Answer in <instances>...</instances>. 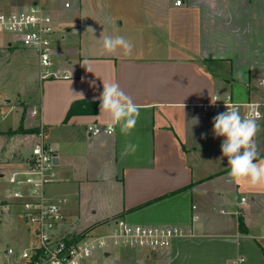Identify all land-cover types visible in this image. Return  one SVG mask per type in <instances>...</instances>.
Masks as SVG:
<instances>
[{
    "label": "crops",
    "instance_id": "obj_1",
    "mask_svg": "<svg viewBox=\"0 0 264 264\" xmlns=\"http://www.w3.org/2000/svg\"><path fill=\"white\" fill-rule=\"evenodd\" d=\"M66 2H71L69 8ZM42 4L57 28L65 27L67 37L61 35L56 51L60 60L65 59L59 62L70 77L41 81L37 55L19 45L21 50L7 56L28 53L18 63L21 76L8 81L0 67V111L7 114L0 121V139H8L0 146V202H6L0 207L5 211L17 203L3 180L25 166L15 145L38 132V127L26 124L36 106L28 90L37 87L45 142L58 160L49 196L68 198L67 204L71 194L76 197L72 207L63 208L67 220L69 214L87 213L101 217L82 229L120 217L133 224L195 228V238L177 240L168 249L130 254L141 264H231L238 258L245 260L243 264H264V187L229 180L228 164L218 150L221 137L212 131L217 113L203 109L211 97L225 94L239 103L264 99V85H259L264 81V0H185L181 7L174 0ZM89 27L94 33L86 31ZM103 31L129 39L132 55L103 53L102 41L97 40ZM66 38L72 48L69 55L60 52ZM2 43L0 50L12 41L8 46ZM103 81L118 82L140 106L128 136L119 125L112 135L91 136L88 126H111L99 107L92 111L79 105L66 117L76 101L99 102ZM12 113L17 116L11 118ZM257 123L254 140L261 156L264 111ZM129 143L138 146L136 151L122 155ZM11 220L19 226L15 217L5 219V224ZM11 248L19 250L7 248L0 264H19L8 254Z\"/></svg>",
    "mask_w": 264,
    "mask_h": 264
},
{
    "label": "built area",
    "instance_id": "obj_2",
    "mask_svg": "<svg viewBox=\"0 0 264 264\" xmlns=\"http://www.w3.org/2000/svg\"><path fill=\"white\" fill-rule=\"evenodd\" d=\"M79 1V0H73ZM185 0H174L176 7L184 5ZM65 8L71 6V2L64 4ZM35 9V11H33ZM37 17L35 21L30 17ZM15 25L13 30L9 28ZM58 28L51 13L42 4V0L26 7L0 13V34H9L12 42L22 48L33 50L37 55L40 72V80L68 79L67 71L61 69L60 56L56 51ZM35 34L38 40L29 38ZM26 41H28L26 43ZM260 86L264 81L259 82ZM215 104H205L203 109L208 113H221L226 111V105L236 102L231 94L215 96ZM241 105V115H252L258 112L262 117L264 111V99L251 100ZM259 105L257 108L256 106ZM32 116L39 114L38 107L31 111ZM7 114L0 111V121L5 120ZM38 132L28 139V158L21 169L12 170L8 174V183L12 187V197L22 208V218L28 224L35 227V245L29 249H9L8 254L18 258L19 264H107L116 247L124 249L127 257L114 259L108 264H141L135 261L130 254L137 251L152 252L170 248L180 239H192L196 237L193 226H159L133 224L125 218L104 221L102 224L82 230L66 229V214L63 208L67 204L66 198L55 200L48 199L45 195V186L52 182L54 177V152L45 142V129L43 124L37 128ZM110 126L103 127L97 124L88 126L91 136H99L102 133L112 135ZM220 142L218 150L221 153ZM225 161L227 163V158ZM228 164V163H227ZM245 204L246 199L242 198ZM103 228L102 231L96 229ZM264 239V228L262 229ZM103 240V244H101ZM243 258L234 260L231 264H243Z\"/></svg>",
    "mask_w": 264,
    "mask_h": 264
},
{
    "label": "clouds",
    "instance_id": "obj_3",
    "mask_svg": "<svg viewBox=\"0 0 264 264\" xmlns=\"http://www.w3.org/2000/svg\"><path fill=\"white\" fill-rule=\"evenodd\" d=\"M30 19L35 21L37 17L33 16ZM14 28L15 25H12L9 30ZM86 31L94 33V29L91 27L87 28ZM29 39L36 41L38 37L33 34ZM97 40L102 41L101 48L105 54L114 55L122 52L125 56H131L133 53L134 44L124 36L109 35L103 31ZM88 63L87 60L83 62L85 66ZM91 83L92 86H95L94 81ZM102 83L103 91L97 97L100 102V115L106 116L111 121L110 132L114 131L116 125H119L123 135H130L139 118L140 106L120 87L118 82L103 81ZM78 95L83 98V93ZM216 101V98L211 97L212 104H215ZM225 106L226 111L213 117L212 131L216 137L223 138L220 150L222 157L227 158L228 178L237 184L246 181L252 186L264 187V159H258L259 153L254 140L259 130L257 123L259 113L257 112L255 117L241 115L239 103L225 104ZM256 107L258 108L259 105ZM137 147L132 143L127 144L122 155L134 153ZM101 244H103V240H101Z\"/></svg>",
    "mask_w": 264,
    "mask_h": 264
},
{
    "label": "rangeland",
    "instance_id": "obj_4",
    "mask_svg": "<svg viewBox=\"0 0 264 264\" xmlns=\"http://www.w3.org/2000/svg\"><path fill=\"white\" fill-rule=\"evenodd\" d=\"M22 2L26 3L27 0H0V13L1 12H8L11 10H15L13 6L16 5H20L22 4ZM13 7V9H12ZM61 35H66L65 33V27H61L60 29H58L57 31V35H56V39H57V44L58 42L61 41ZM72 37L75 39V36L77 37V35L71 34ZM0 42L2 41V45H7L8 42H10V40L12 41V37L9 34H1L0 35ZM70 39V38H69ZM76 40V39H75ZM65 50H62L60 52H63L67 55H69L70 51H72V48L68 47L67 44L68 43V38L65 39ZM15 43L12 42L10 46L1 49L0 52L3 54V57L0 59L1 61V71L3 72V74L5 75V78L7 77V80L10 81L9 79L12 78H18L21 76V65H19V61L20 59L22 60L23 58H25V55L28 53H24L25 55H21L20 51H17L11 58H9L7 55L11 52L14 51L16 49H20L18 46L14 45ZM70 45V44H69ZM15 46V47H14ZM73 46V45H71ZM60 49V48H59ZM62 49V48H61ZM33 50H29L28 52H31L32 54ZM34 52V51H33ZM35 53V52H34ZM6 57H5V56ZM34 56V54H32ZM65 59L62 57L61 62H64ZM9 67V68H8ZM32 69L33 71L36 69L35 65H32ZM7 87H14V86H10L8 85ZM15 88H12L11 92L12 95H14L15 93ZM28 94L33 98V102H36V106L38 105V88H31L30 90H28ZM33 107V109L35 108ZM32 111V110H31ZM30 111V113H31ZM5 113V112H4ZM11 116V118L16 117L17 115L15 113L9 114ZM41 115L40 113L37 116H32V114H30L29 118H27V123L28 124V128L30 127H39L41 123ZM50 139V137H48V140ZM7 137H3V139H0V146H4L8 143H6ZM30 140V139H28ZM28 140L25 142V144H21L18 143L15 145V148L17 150H20V155L23 156L24 159L28 158V154H29V145H28ZM45 141L47 142V137H45ZM17 158L16 154L14 153L13 158ZM4 183H5V191L6 192H12V187L8 184V174L5 176L4 178ZM51 185H47L45 186V195L48 199L51 200H55L50 198L49 194L50 192H53L52 190V186ZM54 186H58V184H55ZM68 192V191H67ZM72 192V190H71ZM6 195V194H5ZM4 195V196H5ZM14 199V198H13ZM57 199V198H56ZM68 199V198H67ZM76 199V197H74L71 194V198H69L68 200V204L65 205V209H67L68 207H72L73 205V201ZM13 207H8L6 208V210L4 211L3 208L4 207H0V256L1 254H3V252L9 248V247H14L16 246L19 249H29L32 248L35 245V237H34V232H35V227L32 225H28L22 218V208L19 206V204L15 203L13 204ZM2 212V213H1ZM9 213V214H6ZM15 217L18 221V224L20 226V229H18L17 225H14V222L9 221L5 224V219H11ZM100 214H69L68 220H67V224L64 225V227L66 229H82L88 225H90L91 223L97 221L98 219H100ZM98 231H102L103 228H99L96 229ZM138 252V251H137ZM136 253V252H135ZM133 253V254H135ZM121 257H127L126 252L124 251V249L116 247L113 252H112V257L109 259L108 262L114 260V259H119ZM107 262V264H108Z\"/></svg>",
    "mask_w": 264,
    "mask_h": 264
},
{
    "label": "trees",
    "instance_id": "obj_5",
    "mask_svg": "<svg viewBox=\"0 0 264 264\" xmlns=\"http://www.w3.org/2000/svg\"><path fill=\"white\" fill-rule=\"evenodd\" d=\"M2 57H3V54L0 52V59H1ZM99 104H100V102L76 101V102H74V103L71 105V107H70V109H69V111H68L66 117L68 118L69 116H71L72 113H74L75 109H76L79 105H80V106L82 105V106L90 107L92 111H96V110L98 109V107H99ZM262 157H264V155L259 156L258 159H260V158H262ZM186 188H189V187H186ZM183 189H185V188H183ZM178 191H179V190H178ZM4 204H6L5 201H4V202H0V205H4ZM240 229H241L242 231L244 230V224H243V223H240Z\"/></svg>",
    "mask_w": 264,
    "mask_h": 264
},
{
    "label": "water",
    "instance_id": "obj_6",
    "mask_svg": "<svg viewBox=\"0 0 264 264\" xmlns=\"http://www.w3.org/2000/svg\"><path fill=\"white\" fill-rule=\"evenodd\" d=\"M54 163H55V164L58 163V160H57V158H56V155H55Z\"/></svg>",
    "mask_w": 264,
    "mask_h": 264
}]
</instances>
